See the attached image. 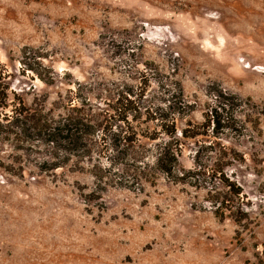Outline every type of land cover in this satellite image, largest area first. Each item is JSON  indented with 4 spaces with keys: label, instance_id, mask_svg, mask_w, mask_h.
<instances>
[{
    "label": "rangeland",
    "instance_id": "374dc122",
    "mask_svg": "<svg viewBox=\"0 0 264 264\" xmlns=\"http://www.w3.org/2000/svg\"><path fill=\"white\" fill-rule=\"evenodd\" d=\"M0 69V264H264V0H0ZM118 98L140 133L211 108L232 124L188 141L180 164L224 160L246 218L216 217L212 185L162 174L101 189L103 153L51 168L67 154L35 121L77 108L119 124ZM140 139L151 158L157 141Z\"/></svg>",
    "mask_w": 264,
    "mask_h": 264
},
{
    "label": "trees",
    "instance_id": "16d2710c",
    "mask_svg": "<svg viewBox=\"0 0 264 264\" xmlns=\"http://www.w3.org/2000/svg\"><path fill=\"white\" fill-rule=\"evenodd\" d=\"M1 70L0 109L8 106V86L3 79V75L6 78L7 73ZM125 100L129 101L127 97ZM117 103H121L119 98L111 108L119 124H104L102 121L91 124L86 122V117L80 115L77 108H71L70 112L57 118L51 116L42 122L40 119L35 121L33 126L47 135L52 146L67 154L63 160L50 162V167L61 166L71 155L91 159V152L103 153L101 157L106 161L105 164L99 161L92 162L90 168V173L101 189V183L105 186L140 189L143 182L153 184L158 175L162 174L170 181L194 187L212 185L213 188L207 190L204 199L210 203L216 217L230 216L236 222L246 218V211L242 207V189L224 172L226 164L224 160L219 161V158L210 167L199 162L195 152L191 167L186 168L180 164L183 147L188 141L192 140L197 144L198 137L208 136L219 127H231L232 124H221L211 108L204 114L203 121L194 122L189 119L180 128L177 119L184 114H180L181 112L172 116L160 114L154 117L157 119V127L153 129V133H140L127 118L129 111L126 104ZM0 115L1 119H7L6 112L0 111ZM229 119H232V116H229ZM140 138L157 141L155 153L151 158L146 154L147 149L143 144L145 141H141ZM91 144L97 145L99 150H91ZM224 154L226 156V152Z\"/></svg>",
    "mask_w": 264,
    "mask_h": 264
}]
</instances>
